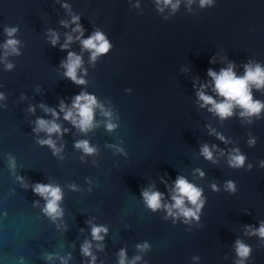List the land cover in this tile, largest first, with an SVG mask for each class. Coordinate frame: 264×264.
Here are the masks:
<instances>
[{
    "label": "water",
    "instance_id": "95a60500",
    "mask_svg": "<svg viewBox=\"0 0 264 264\" xmlns=\"http://www.w3.org/2000/svg\"><path fill=\"white\" fill-rule=\"evenodd\" d=\"M73 15L85 38L106 34L107 55L92 62L79 40L67 50L50 43L51 31L60 44L69 33L79 35L72 33ZM5 28L18 29L11 38L19 54L4 48ZM69 51L83 58L87 73L78 75L85 85L64 75ZM229 63L241 76L246 64L264 65V0L204 7L180 0L175 12L159 11L157 0H0V264H92L82 252L85 242L95 264H119L122 249L128 261L141 258L136 264H237V240L252 249L245 264H264V238L253 234L264 223V113L242 117L237 107L221 119L197 96L211 82L208 69L219 72ZM82 91L112 115L97 108L96 126L83 132L61 112L57 123L67 131L51 137L61 149L56 154L39 143L48 134L34 130L37 119H54L40 105L59 112L62 100L71 105ZM252 92L264 102V89ZM206 93L222 99L211 87ZM108 122L116 125L112 131ZM83 140L94 154L75 146ZM204 145L214 160L202 155ZM235 149L246 156L244 167L230 166ZM178 176L203 190L199 220L186 223L145 203L142 192L149 189L172 203ZM37 183L62 189V216L44 212ZM93 225L107 227L103 241L93 239Z\"/></svg>",
    "mask_w": 264,
    "mask_h": 264
},
{
    "label": "clouds",
    "instance_id": "9594fccd",
    "mask_svg": "<svg viewBox=\"0 0 264 264\" xmlns=\"http://www.w3.org/2000/svg\"><path fill=\"white\" fill-rule=\"evenodd\" d=\"M213 2L214 0H200L202 7L210 5ZM157 5L161 12L168 7L175 12L180 6V0H157ZM63 7L70 8V5L65 3L63 4ZM61 23L64 27H71V24H74L75 27L72 28V33H78L79 35L74 36L69 33L66 35V42L60 44L59 34L55 31H51L49 39L54 47L59 46L62 50H67L74 40H79L82 48L90 52V60L92 62H95L101 55H107L110 52L112 45L104 32L97 30L87 38L84 37L85 29L80 23L79 16L73 15L71 24L67 21H61ZM17 30L18 29L16 28H5V32L10 38L5 42L4 48L13 53L19 54L17 48L19 42L16 39L11 38ZM7 54L6 51L5 56ZM82 66V56L72 51L68 52L67 60L62 61V67L65 69L64 75L77 85H85L87 83L83 76L78 75L80 70H83L85 75L87 73V69H82ZM6 67L11 69L13 65L8 63L6 64ZM208 76L211 77V82L201 84L197 90V96L201 102V107L210 106L209 111L217 114L221 119H227L233 116L235 114L234 109L237 107L242 110L240 112L242 117H259L264 113V102L254 99L252 92L253 88L257 90L264 89V65L259 63L246 64L245 72L241 76L236 73L235 64L229 63L227 67L222 68L219 72L209 68ZM209 87H211L213 92L222 99L217 100L214 96L208 95L206 90ZM0 99H3V94H0ZM40 107L43 108L45 112L50 113L54 119H37L35 122L36 128L34 130L37 133L46 132L48 134L49 138L41 139L39 143L41 145L50 146L56 154H58L61 149L57 147L56 142L51 137L53 134L62 136L64 132L67 131V129L62 128L61 124L57 123V120L60 119L61 112L63 113V118L65 120L70 121L73 126L83 132H87L96 126L95 111L97 108H100L107 117H111L112 115L110 111L104 108L103 104L98 101L94 94L85 91L74 96L71 105L62 100L59 105V112L55 108H50L44 104H41ZM29 110L35 112V107H31ZM106 126L109 131H112L116 127V125L111 122H108ZM213 134H215L214 130ZM219 139L225 140L222 135H219ZM250 144H255V140H251ZM75 146L82 149L86 154H94L96 152V149L90 146L89 142L86 140L78 141ZM201 153L206 159L214 160V153L208 145H204L201 148ZM246 159V156L241 153L239 149H235L229 159V164L232 167H244ZM261 166L264 167V161L261 162ZM200 175L204 176V172L200 171ZM162 182L167 183L163 180ZM226 186L229 190H235V185L232 181H228ZM213 188L216 189V185H213ZM33 191L45 199L46 205L43 210L46 214L53 219L63 215L62 209L60 208L63 193L58 185L37 183L34 185ZM142 195L147 206L153 211H158L161 208H164L171 217H185L186 223L189 222V219L191 218L199 220L198 214L201 212L205 203L203 190L189 182L183 176L177 177L174 182V188L171 189L172 203H164V193H161L158 190H144ZM188 203L193 207H189ZM248 227L251 228L252 226ZM107 232L108 229L105 226H92V237L96 241H103ZM253 234H257L261 238H264V223H261L258 229H253ZM138 247L143 250L149 247V245L145 243L144 245H138ZM91 249V242H85V244L82 245L83 254L92 257V264H95L96 257L93 255ZM251 251L252 249L249 245H246L241 240H237L236 253L240 258L237 261V264H245V261L251 255ZM49 259H51V257H49ZM139 259L141 258L138 256L134 258V260L128 261L126 250L122 249L120 252L119 264H136V261ZM64 264H67V262L65 261Z\"/></svg>",
    "mask_w": 264,
    "mask_h": 264
}]
</instances>
